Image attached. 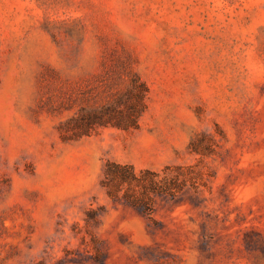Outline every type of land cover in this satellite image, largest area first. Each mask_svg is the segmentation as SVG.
Returning a JSON list of instances; mask_svg holds the SVG:
<instances>
[{
	"label": "rangeland",
	"instance_id": "374dc122",
	"mask_svg": "<svg viewBox=\"0 0 264 264\" xmlns=\"http://www.w3.org/2000/svg\"><path fill=\"white\" fill-rule=\"evenodd\" d=\"M108 161L185 185L150 215ZM0 264H264V0H0Z\"/></svg>",
	"mask_w": 264,
	"mask_h": 264
},
{
	"label": "trees",
	"instance_id": "16d2710c",
	"mask_svg": "<svg viewBox=\"0 0 264 264\" xmlns=\"http://www.w3.org/2000/svg\"><path fill=\"white\" fill-rule=\"evenodd\" d=\"M133 88L137 99L127 104L126 109L107 105L102 111L93 114H82L76 123V133L91 132L99 124L114 123L118 126H136L138 118L144 111L147 88L137 75L132 77ZM198 149L196 146L195 150ZM172 167L167 166L162 172L145 169L137 171L134 165L108 161L102 178V185L114 199H124L143 212L152 215L156 194H175L184 187L177 174H170ZM176 169H181L177 166Z\"/></svg>",
	"mask_w": 264,
	"mask_h": 264
}]
</instances>
